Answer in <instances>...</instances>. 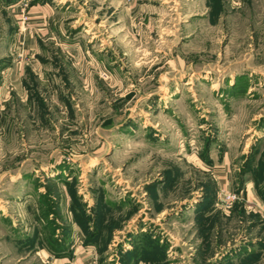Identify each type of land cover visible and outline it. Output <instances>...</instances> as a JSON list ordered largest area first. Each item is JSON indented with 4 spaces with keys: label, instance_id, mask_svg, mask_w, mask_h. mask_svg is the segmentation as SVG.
Listing matches in <instances>:
<instances>
[{
    "label": "rangeland",
    "instance_id": "obj_1",
    "mask_svg": "<svg viewBox=\"0 0 264 264\" xmlns=\"http://www.w3.org/2000/svg\"><path fill=\"white\" fill-rule=\"evenodd\" d=\"M74 252L264 264V0H0V264Z\"/></svg>",
    "mask_w": 264,
    "mask_h": 264
},
{
    "label": "crops",
    "instance_id": "obj_2",
    "mask_svg": "<svg viewBox=\"0 0 264 264\" xmlns=\"http://www.w3.org/2000/svg\"><path fill=\"white\" fill-rule=\"evenodd\" d=\"M39 9L40 8H38V7L37 8H33V10H31L32 12L30 10H29V12L33 15L32 16L33 18H37L40 21L39 22V25H40V24L44 23V20L46 19L48 14H47V12L45 10H39ZM39 11H43V12H39ZM33 28H35V27H33ZM44 28H45L44 25L37 27V29H44ZM44 31L45 30H41L42 33ZM28 42H29V45L27 46V48L31 49L30 47H32V43L30 44V39L29 38H28ZM246 191H249L248 187H246ZM74 254H75V252L73 253V256L64 255V256L53 257V256L50 255V257L52 258L51 260L55 261L57 264H88L89 263L88 261H89L90 257L93 255V254H90L91 256L88 257L87 256L88 254H84L83 256H78V255L76 256Z\"/></svg>",
    "mask_w": 264,
    "mask_h": 264
},
{
    "label": "trees",
    "instance_id": "obj_3",
    "mask_svg": "<svg viewBox=\"0 0 264 264\" xmlns=\"http://www.w3.org/2000/svg\"><path fill=\"white\" fill-rule=\"evenodd\" d=\"M94 234H88V236L86 237V242H90V241H93L94 239ZM58 247H60V245H58ZM65 254L64 253H57V256H64Z\"/></svg>",
    "mask_w": 264,
    "mask_h": 264
},
{
    "label": "built area",
    "instance_id": "obj_4",
    "mask_svg": "<svg viewBox=\"0 0 264 264\" xmlns=\"http://www.w3.org/2000/svg\"><path fill=\"white\" fill-rule=\"evenodd\" d=\"M225 197H226V199H229V200L231 199V201H232V200H234V198L236 197V195H234V194L233 195L232 194H226ZM88 248H91V247H88Z\"/></svg>",
    "mask_w": 264,
    "mask_h": 264
}]
</instances>
